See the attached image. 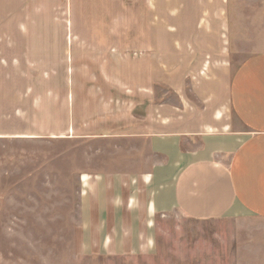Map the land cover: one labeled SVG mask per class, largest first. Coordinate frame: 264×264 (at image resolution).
<instances>
[{
  "label": "rangeland",
  "instance_id": "obj_1",
  "mask_svg": "<svg viewBox=\"0 0 264 264\" xmlns=\"http://www.w3.org/2000/svg\"><path fill=\"white\" fill-rule=\"evenodd\" d=\"M26 19L29 31L47 32L46 46L63 47L65 52L57 55L68 70L31 69L24 84L23 71L16 69L0 84V114L14 109V116H0V264H264L263 218L230 214L195 221L174 209L157 211L147 230L145 204L141 217L151 249L146 238L141 254L86 255L80 207L81 180L87 174L135 177L157 170L160 182L153 188L170 193L178 167L167 166L168 159L154 155L134 130L136 104L150 96L143 90L150 47L162 55L180 33L222 30L224 56L234 70L264 53V0H28ZM21 20L15 17V30ZM98 21L105 23L101 30H111L112 46L127 49L123 82L128 101L111 111L126 126L105 137L66 133L69 96L76 94L78 78L76 47L87 44L79 36L95 30ZM118 78V69L112 68L117 86ZM142 83L141 91L135 85ZM155 88L157 102H176L167 86Z\"/></svg>",
  "mask_w": 264,
  "mask_h": 264
},
{
  "label": "crops",
  "instance_id": "obj_2",
  "mask_svg": "<svg viewBox=\"0 0 264 264\" xmlns=\"http://www.w3.org/2000/svg\"><path fill=\"white\" fill-rule=\"evenodd\" d=\"M27 4L28 0H0V84L10 80L16 69L23 71L24 84L31 69L68 70L66 60L57 55L65 52L63 47L46 46L47 32L29 31ZM17 16L23 21L15 30ZM97 23L95 30L79 36L87 44L76 47L78 78L76 94L69 96L71 124L66 133L105 137L119 134L126 126L124 118H112L111 111L128 101L123 82L127 49L112 46L111 30H101L105 23ZM223 37L222 30H193L176 35L162 55L150 47L149 81L145 89L143 83L135 85L150 92L136 104L135 135L148 142L154 155L167 158V166L178 170L166 196L153 188L160 182L157 170L135 177L83 175L84 254H141L147 238L144 225L157 211L176 209L195 221H216L230 214L264 219V53L250 56L232 70L224 56ZM112 68L118 69V86L112 81ZM158 85L172 90L176 102H157ZM11 108V114L0 116H14ZM152 245L147 238V247Z\"/></svg>",
  "mask_w": 264,
  "mask_h": 264
}]
</instances>
